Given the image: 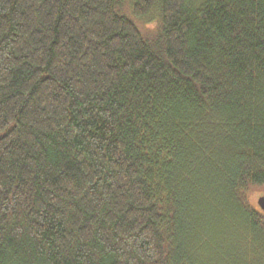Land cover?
Listing matches in <instances>:
<instances>
[{
    "label": "trees",
    "instance_id": "16d2710c",
    "mask_svg": "<svg viewBox=\"0 0 264 264\" xmlns=\"http://www.w3.org/2000/svg\"><path fill=\"white\" fill-rule=\"evenodd\" d=\"M264 0H0V264H264Z\"/></svg>",
    "mask_w": 264,
    "mask_h": 264
},
{
    "label": "rangeland",
    "instance_id": "374dc122",
    "mask_svg": "<svg viewBox=\"0 0 264 264\" xmlns=\"http://www.w3.org/2000/svg\"><path fill=\"white\" fill-rule=\"evenodd\" d=\"M194 1H201V0H194ZM261 196H264V187L263 188H260V189H257V188H254L250 193H249V197H248V200L250 203H252L253 205H257V199ZM259 208V207H258Z\"/></svg>",
    "mask_w": 264,
    "mask_h": 264
},
{
    "label": "water",
    "instance_id": "95a60500",
    "mask_svg": "<svg viewBox=\"0 0 264 264\" xmlns=\"http://www.w3.org/2000/svg\"><path fill=\"white\" fill-rule=\"evenodd\" d=\"M257 205L259 209L264 213V196H261L257 199Z\"/></svg>",
    "mask_w": 264,
    "mask_h": 264
}]
</instances>
